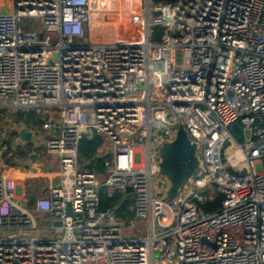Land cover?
I'll use <instances>...</instances> for the list:
<instances>
[{"label": "built area", "instance_id": "1", "mask_svg": "<svg viewBox=\"0 0 264 264\" xmlns=\"http://www.w3.org/2000/svg\"><path fill=\"white\" fill-rule=\"evenodd\" d=\"M0 110L44 115L20 130L59 163L10 164L1 148L0 264H264V0H0ZM180 124L199 166L168 200L158 150ZM95 135L104 178L80 170ZM20 169L46 181L33 208ZM100 188L131 199L132 218L102 210Z\"/></svg>", "mask_w": 264, "mask_h": 264}, {"label": "trees", "instance_id": "2", "mask_svg": "<svg viewBox=\"0 0 264 264\" xmlns=\"http://www.w3.org/2000/svg\"><path fill=\"white\" fill-rule=\"evenodd\" d=\"M154 4L159 3H169L173 4L177 0H150ZM164 29L160 26L153 28L152 40L158 41L163 33ZM15 123L23 124L28 128H36L39 127L40 120L38 115L33 111H17L16 113ZM1 129V128H0ZM15 135H18L17 131H13ZM102 145V138L100 136L95 135L90 138H83L79 145V164L81 170L88 171L90 173H94L97 176L104 178L106 176L104 169L105 157L99 154L98 150ZM28 195L30 197L34 196L33 190H28ZM100 207L102 210H111L117 207V216L119 220L130 219L133 216L131 211V207L133 205V201L131 199H126L121 201V195L117 194L112 197H109L106 194L104 188H100ZM222 196H217L213 201H206L203 204H200L201 208L207 213H212L220 210L222 206Z\"/></svg>", "mask_w": 264, "mask_h": 264}, {"label": "water", "instance_id": "3", "mask_svg": "<svg viewBox=\"0 0 264 264\" xmlns=\"http://www.w3.org/2000/svg\"><path fill=\"white\" fill-rule=\"evenodd\" d=\"M158 15L159 13L153 14L154 17ZM231 130L239 140L242 139V131L238 124L232 125ZM19 138L23 142L30 143L32 142V133L20 130ZM158 155L161 160V174L169 182L165 197L168 200H173L187 184L190 177L196 174L199 166L196 147L191 143L182 124L178 126L175 139L171 143H164L159 148ZM128 192H131V188L128 189ZM129 196L133 197L132 194ZM67 214H71L70 204H67Z\"/></svg>", "mask_w": 264, "mask_h": 264}, {"label": "rangeland", "instance_id": "4", "mask_svg": "<svg viewBox=\"0 0 264 264\" xmlns=\"http://www.w3.org/2000/svg\"><path fill=\"white\" fill-rule=\"evenodd\" d=\"M33 29H34V27L32 25H26L24 27V30H26V31H32ZM16 112L12 111V110H0V128H1L0 129V151H1V148L3 147L5 142L8 145V151L1 153V157L4 158V160L7 163H10V164L13 163L14 157L21 159V160H24L25 158L29 157L30 152L35 151L38 148L36 146V142H34V141L31 142L30 144L26 145V146H22V142L18 139V135H15L13 133V131L10 129L13 126V124H15L14 119H16V117H17L15 114ZM36 119L40 120V124H39V127H36L35 129H41L43 116L38 115V118H36ZM170 122L174 123V120L171 119ZM6 133L8 134V137H4V135ZM160 135H161V137H163L162 133ZM154 139H155V142H158L159 136L154 137ZM226 147H229L227 153L231 154L237 148V145L235 143H233L232 141H229ZM104 157L106 158V156H104ZM138 161H139V155L136 156V162H138ZM244 167H246V166H244ZM47 169L48 168H45V170H47ZM80 170H81V168H80ZM246 171H248L247 168H246ZM37 182L38 181L36 179L27 181L26 189H28V190L32 189V186H34ZM154 187L156 190L161 189L162 196H165L164 191L166 192L168 190L169 182L165 176L160 174L154 178ZM38 189L39 190L36 193V197H39L42 195L41 187H38ZM204 196H206V197L211 196L210 200L213 201L219 195L216 192H214L212 195H210V193H206V194H204ZM200 208H201V206H200ZM37 221H38V225L40 227L39 234L41 236H45L46 234L48 235L47 231L43 230L42 228L50 226V224H51L50 216L47 214L46 215H39V216H37Z\"/></svg>", "mask_w": 264, "mask_h": 264}, {"label": "crops", "instance_id": "5", "mask_svg": "<svg viewBox=\"0 0 264 264\" xmlns=\"http://www.w3.org/2000/svg\"><path fill=\"white\" fill-rule=\"evenodd\" d=\"M34 113H36L37 115H40L38 114L37 112L33 111ZM44 117V115H41ZM43 121V119H42ZM15 123V122H14ZM25 126L23 124H13V126L10 128L12 131H17L18 132V139L22 142V146H26L30 143H26V142H23L20 138H19V131L20 129H22V127ZM27 127V126H26ZM28 128V127H27ZM29 129H34V128H29ZM33 142V141H32ZM103 143V141H102ZM29 156L31 158V160L33 162H36V163H40V164H43L45 168H48V169H52L53 171H57L59 169V163H58V160L56 158H53L51 156H49L44 147L43 146H40L37 148V150L35 151H32L29 153ZM13 177L15 178H18L19 179V182L21 184H23L24 186V198H23V203L28 206L29 208H33L34 205H35V201L37 198L41 197L44 195L45 193V184H46V181L44 180H38L36 179L38 182L32 186V189L34 191V196L30 197L28 195V189H26V183L27 181H30V180H34L35 178H31L28 176V174L25 172L24 169H20V171H14L12 173ZM41 181V182H40ZM38 187H41L42 189V195L39 196V197H36V193L38 192ZM36 197V198H35Z\"/></svg>", "mask_w": 264, "mask_h": 264}]
</instances>
